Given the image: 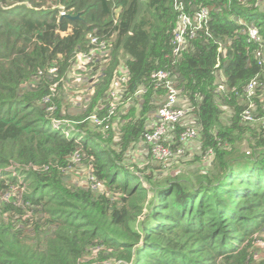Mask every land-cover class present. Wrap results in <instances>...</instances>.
Here are the masks:
<instances>
[{
  "label": "trees",
  "instance_id": "obj_1",
  "mask_svg": "<svg viewBox=\"0 0 264 264\" xmlns=\"http://www.w3.org/2000/svg\"><path fill=\"white\" fill-rule=\"evenodd\" d=\"M181 1L190 13L211 10L207 27L175 59V0H0V264H264V251L255 256V241L264 239V67L247 33L259 28L264 51V1ZM62 7L80 17L61 16ZM95 36L125 57L122 86L132 101L107 127L89 120L105 114L119 65L104 55L89 105L70 117L67 135L53 123L65 118L60 91L76 53ZM165 68L195 107L203 152L194 157L202 162L196 170L180 164L188 156L180 123L169 141L185 148L171 159L176 173L165 174V161L149 149L141 160L133 153L164 98L151 74ZM255 76L256 120L247 122L243 89ZM220 84L236 91H218ZM75 154L105 191L68 182Z\"/></svg>",
  "mask_w": 264,
  "mask_h": 264
},
{
  "label": "built area",
  "instance_id": "obj_2",
  "mask_svg": "<svg viewBox=\"0 0 264 264\" xmlns=\"http://www.w3.org/2000/svg\"><path fill=\"white\" fill-rule=\"evenodd\" d=\"M264 1V0H262ZM175 8L180 12L178 18L177 28L173 33V58H179L180 52L186 47L188 39L194 38L197 31L203 27H207L210 18V7L203 5L195 9L194 12L190 13L185 10V5L181 0H175ZM66 15V11L63 9L61 11V16ZM248 40L257 44V49L255 51V57L258 64L264 67V51L262 43V35L260 34L259 28L256 26H248L247 28ZM91 47L88 50L78 51L75 55V61L71 67L80 72L83 75L87 73L90 74V82L88 95L89 97L94 94V83L99 79L101 70L104 68L106 63L103 58L104 55H111L114 57L115 48L111 41L100 39L98 37H92L90 40ZM115 55H119L117 52ZM122 58V57H121ZM174 59V61H175ZM119 65L116 71V75L113 80L112 87L106 98V109L105 114H100L99 112L92 113L89 120L97 126H108L112 121L113 117L117 115V110L120 105L125 103H130L132 97H127L124 93L125 89L122 85L128 80L129 70L127 67L126 60H120L118 58ZM92 62H102V65H90ZM99 68V72H95ZM56 67H52L51 71H56ZM87 72V73H86ZM95 72V73H93ZM177 74L171 69H159L151 74V81L154 83L155 89H161L164 91V98L159 105L157 111L154 114V121L150 124L149 129L145 131L142 146L148 147L152 157L157 161H168L175 159L177 157L183 156L185 148L183 145L178 147H172L169 144L168 138L170 131L175 124H179L188 118L189 115L195 114V107L192 105H179L180 93L177 83ZM259 86L258 76L252 78L243 89V95L247 100V106L242 112V119L247 122L255 121L254 108L256 107L255 95L257 88ZM57 82L51 85V95L56 92ZM218 91H236V88H229L225 84H220L218 86ZM144 90L140 89L136 96L143 93ZM44 103L50 102V95L44 98ZM104 105L100 108L103 109ZM53 106L48 105V110H53ZM63 119H53V123L56 127L64 125V131L68 135L70 128L68 124L63 123ZM198 136V128L195 124H187L180 133L179 141L181 143H188L193 141ZM213 154L212 148L205 151L203 158L205 161H210ZM73 159L75 161H80V155L75 154ZM93 190L100 189L104 187L102 181L98 180L95 176L91 175L90 183L88 184ZM5 198V197H4ZM8 198V196H7Z\"/></svg>",
  "mask_w": 264,
  "mask_h": 264
},
{
  "label": "rangeland",
  "instance_id": "obj_3",
  "mask_svg": "<svg viewBox=\"0 0 264 264\" xmlns=\"http://www.w3.org/2000/svg\"><path fill=\"white\" fill-rule=\"evenodd\" d=\"M62 10L64 9L63 7L61 8ZM118 56H115L114 53V57L119 58L120 60H123V58H121L123 55L121 53H118ZM124 57V56H123ZM125 60V57H124ZM95 72H99V68L95 70ZM93 72V73H95ZM91 73V72H89ZM92 83L90 82V74L89 75H83L80 72H76V70L72 69V71L70 72V74L68 75V81L65 82L63 89L60 91V97H62V114L65 116V118L63 119V123L70 125L69 127L71 128L75 121L70 118V117H76V116H80L82 114V112L84 110H86V106L89 103V95H88V87L89 85H91ZM179 102L181 104H186L183 101V98L180 96V100ZM89 105V104H88ZM88 107V106H87ZM226 112L224 114V118H226V116H229V112L230 110L225 108ZM113 121V120H112ZM114 124H118V122L115 120ZM74 135V133H73ZM199 148H201V146L198 144ZM244 148L248 149L250 148L248 146V144H244ZM142 151L143 149L141 148H137L134 150L133 153L136 154L137 151ZM144 155H147V152L145 151L143 153ZM194 155L193 156H184L183 157V161H180V164L182 165V167H188L191 170H196L198 168L201 167L202 162L201 159H197L194 160ZM174 161H165L162 164L165 166L164 167V171L165 174H171V173H176L175 171L179 168V164L173 163ZM173 163V164H172ZM155 163L153 162H149L148 164H146L148 167L152 168V166ZM176 165L173 166L172 165ZM162 165V167H163ZM178 165V166H177ZM91 165L88 164V162L83 161L82 159L80 161H75L73 160V164L72 167L68 170L67 173V180L69 183L77 185V186H84L87 188L88 184L90 183V177H91ZM149 168V169H150ZM164 173V172H163ZM146 183V182H145ZM98 192H103L105 191L104 187L97 189ZM7 195V194H6ZM140 217V216H139ZM264 235V233H263ZM256 245L259 247L256 250V257L259 259L262 256V252L264 251V239H257L256 241ZM99 248V247H97Z\"/></svg>",
  "mask_w": 264,
  "mask_h": 264
},
{
  "label": "crops",
  "instance_id": "obj_4",
  "mask_svg": "<svg viewBox=\"0 0 264 264\" xmlns=\"http://www.w3.org/2000/svg\"><path fill=\"white\" fill-rule=\"evenodd\" d=\"M122 58H123V60H124V57L122 56ZM126 60V59H125ZM87 73V72H86ZM87 75H89V73H87ZM85 76V75H84ZM180 103V102H179ZM181 104V103H180ZM182 105H186V104H182ZM155 114V113H154ZM154 114H153V116H152V118L150 119L151 120V124L153 123V121H154ZM194 115H189L188 116V118H186L184 121H182L181 123H180V125L183 127V126H185V125H187V124H191V123H193V124H195V119H194V117H193ZM174 137H175V134H171V135H169V138H168V141H171V140H174ZM172 143V142H171ZM198 144L199 145H201V132H200V129L198 128V136H197V138L196 139H194L193 141H190V142H188V143H186V145H184L185 146V148H186V151H187V154L189 155V156H193L194 155V157L196 156V155H201L203 152H202V150H201V148H199V146H198ZM139 148H141V149H143V152L142 151H137L136 152V154H135V158H136V160H141V159H143L144 157H146L147 155H144L143 153L146 151L147 152V154H148V147H146V146H140ZM193 157V158H194Z\"/></svg>",
  "mask_w": 264,
  "mask_h": 264
},
{
  "label": "water",
  "instance_id": "obj_5",
  "mask_svg": "<svg viewBox=\"0 0 264 264\" xmlns=\"http://www.w3.org/2000/svg\"><path fill=\"white\" fill-rule=\"evenodd\" d=\"M66 17L71 19V20H75V19H78L80 17V14H76V15L66 14Z\"/></svg>",
  "mask_w": 264,
  "mask_h": 264
},
{
  "label": "clouds",
  "instance_id": "obj_6",
  "mask_svg": "<svg viewBox=\"0 0 264 264\" xmlns=\"http://www.w3.org/2000/svg\"><path fill=\"white\" fill-rule=\"evenodd\" d=\"M67 14V13H66ZM63 16V15H62Z\"/></svg>",
  "mask_w": 264,
  "mask_h": 264
}]
</instances>
